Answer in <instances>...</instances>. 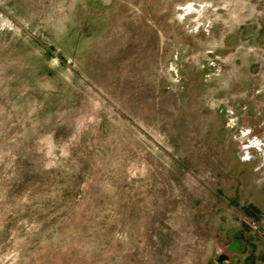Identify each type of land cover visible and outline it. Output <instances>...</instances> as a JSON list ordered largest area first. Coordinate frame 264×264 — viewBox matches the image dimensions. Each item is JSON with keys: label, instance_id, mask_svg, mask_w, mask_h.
Returning <instances> with one entry per match:
<instances>
[{"label": "rangeland", "instance_id": "374dc122", "mask_svg": "<svg viewBox=\"0 0 264 264\" xmlns=\"http://www.w3.org/2000/svg\"><path fill=\"white\" fill-rule=\"evenodd\" d=\"M0 264H264V0H0Z\"/></svg>", "mask_w": 264, "mask_h": 264}]
</instances>
